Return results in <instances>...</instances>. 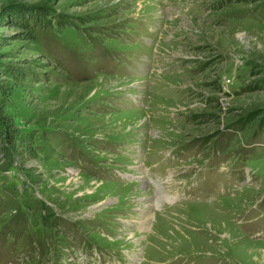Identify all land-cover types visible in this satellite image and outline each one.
Wrapping results in <instances>:
<instances>
[{
    "label": "rangeland",
    "instance_id": "rangeland-1",
    "mask_svg": "<svg viewBox=\"0 0 264 264\" xmlns=\"http://www.w3.org/2000/svg\"><path fill=\"white\" fill-rule=\"evenodd\" d=\"M263 69L264 0H0V264H264Z\"/></svg>",
    "mask_w": 264,
    "mask_h": 264
},
{
    "label": "trees",
    "instance_id": "trees-1",
    "mask_svg": "<svg viewBox=\"0 0 264 264\" xmlns=\"http://www.w3.org/2000/svg\"><path fill=\"white\" fill-rule=\"evenodd\" d=\"M30 41L34 40L32 32L28 36ZM264 71V69H263ZM6 77L11 78L12 80L21 79L24 76L23 73L19 72L17 68L8 67L2 72ZM264 73V72H263ZM261 87L264 90V77L260 81ZM8 88L6 86H0V99L2 97L6 98ZM6 102L7 99H4L3 104L0 105V151L6 156L9 160H13V154L17 153L19 155L25 156L24 158H35V152L31 147V140L29 138L23 137L19 134V131L14 128V125L11 119L6 114ZM255 118V117H254ZM250 118L248 121H243L242 125H247L251 123ZM264 123V120H263ZM264 125V124H263ZM32 177H36L32 175Z\"/></svg>",
    "mask_w": 264,
    "mask_h": 264
}]
</instances>
